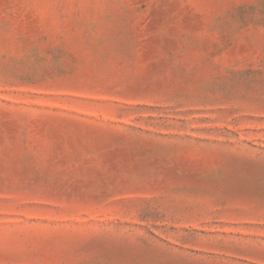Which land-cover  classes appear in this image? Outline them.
Returning a JSON list of instances; mask_svg holds the SVG:
<instances>
[{"label": "rangeland", "instance_id": "1", "mask_svg": "<svg viewBox=\"0 0 264 264\" xmlns=\"http://www.w3.org/2000/svg\"><path fill=\"white\" fill-rule=\"evenodd\" d=\"M0 264H264V0H0Z\"/></svg>", "mask_w": 264, "mask_h": 264}]
</instances>
